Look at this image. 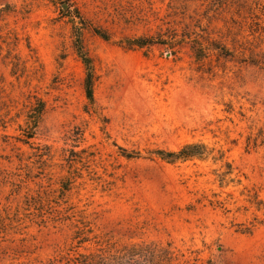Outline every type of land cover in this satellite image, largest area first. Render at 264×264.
Instances as JSON below:
<instances>
[{
    "label": "rangeland",
    "instance_id": "rangeland-1",
    "mask_svg": "<svg viewBox=\"0 0 264 264\" xmlns=\"http://www.w3.org/2000/svg\"><path fill=\"white\" fill-rule=\"evenodd\" d=\"M251 48L264 52V0H0V264L84 247L111 264H264V71L243 61ZM186 143L209 155L153 153ZM37 208H67L93 241L76 247L71 222L38 221Z\"/></svg>",
    "mask_w": 264,
    "mask_h": 264
},
{
    "label": "trees",
    "instance_id": "trees-1",
    "mask_svg": "<svg viewBox=\"0 0 264 264\" xmlns=\"http://www.w3.org/2000/svg\"><path fill=\"white\" fill-rule=\"evenodd\" d=\"M96 33L100 37L107 39L106 34L99 31ZM191 41L194 42L193 45L194 54L196 56H200L204 50V46H202V43L197 38H192ZM154 42L155 40L152 37L135 38L133 40H130L129 46L142 48L144 46L152 45L154 44ZM159 43H165V42L164 40H160ZM74 48L85 68V76L83 80L84 94L88 101V104L93 105L94 104L93 85L95 81L94 68L92 65L91 58L87 55V53L84 50L82 40L79 35H76V38L74 39ZM220 50H221L219 53L220 56H223L225 58H230V57L233 58V51L235 49L230 52L226 48V46L223 45L220 47ZM249 52L250 54L248 58H245L243 61H246V63H248L249 65L255 66L260 70L264 71V52L256 51L254 48L249 49ZM241 53H243L242 50ZM243 54H241V56H243ZM42 110H43V102L38 101L37 106L34 107L31 111V114L27 116V120H37ZM35 122L36 121H34V123ZM25 135L27 138L32 137V135L28 132ZM153 153L161 160H164L169 163L191 160V159H203L209 155V151L206 145H204L203 143H186L183 144L178 150H156ZM225 168L226 170L217 174V177L219 178V182L221 183V185H223L228 181H233L232 178H226L227 175L232 173L231 165L225 163ZM68 183L70 182H67V184L65 185H61L62 192L69 189ZM197 201L200 202L201 199ZM207 201L210 205L219 206V207L224 206V203L216 198H214V200L207 199ZM38 203L39 202L36 201V199H34V201H32V204L29 203L28 206L37 205ZM254 204L256 205V208L258 210L264 209V202H262L261 200H254ZM37 209H38V213L36 214L37 219L38 221H41L43 223L46 221V219L52 220L53 222L56 221L65 222L66 220H69L72 226L75 228V230L73 231L72 239L76 241V247L78 248L82 247L84 243H90L93 241L94 236L91 235L92 230L83 222H81L83 223L82 228L76 226L71 221L72 215H70L67 208L63 209V211L57 210V214L52 217L45 216L43 212L44 211L43 208L40 209L37 208ZM83 249H84L83 252H77L73 256H60L58 258L54 257L40 264H111V259H107V257L104 255L103 252L95 254L94 251H90L88 248L84 247ZM116 264H124L123 256L117 257Z\"/></svg>",
    "mask_w": 264,
    "mask_h": 264
}]
</instances>
